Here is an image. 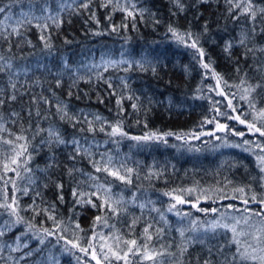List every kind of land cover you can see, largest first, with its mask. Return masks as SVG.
<instances>
[{"label": "trees", "instance_id": "trees-1", "mask_svg": "<svg viewBox=\"0 0 264 264\" xmlns=\"http://www.w3.org/2000/svg\"><path fill=\"white\" fill-rule=\"evenodd\" d=\"M82 3H88V8L81 7ZM180 3L183 11L174 0H0V6L11 4L0 14V67L4 69L0 71V98L6 100L0 108L6 131L0 137L28 145L17 168L8 159L15 154L12 145L0 141V203H11L13 197L17 201L15 215L0 209V231L4 233L0 236V264H96L93 251L101 264H124L101 245L116 248L115 236L122 238L119 249L127 248L124 239L143 242L140 237L149 224L150 243L166 253L158 257L166 264L177 259L196 264L197 257L202 261L209 255L215 264H231L237 245L224 224L235 225L237 233L248 232L247 236L236 235L241 251L249 244L257 245L252 236L258 234L261 217L236 209L248 207L256 212L264 208L259 203L250 201L246 206L241 202L253 193L264 198V173L257 160L264 156L257 147L264 145V137L228 115L243 113L241 118L251 121L255 110L240 99L243 88L264 85V52L259 51L264 47V15L258 11L264 0H253L257 9L254 36L248 17L239 15V9L229 15L226 0ZM6 15L11 19L6 20ZM237 15L239 19H234ZM19 20L24 23L17 25ZM169 26L198 37V46L205 51L203 59H210L212 69L222 77L220 88L227 99L217 95L199 54L187 46L192 41L185 37L187 44L180 42ZM13 27L18 34L12 32ZM242 33L249 34L246 46L239 44ZM229 41L231 55L225 51ZM247 47L253 51L245 58ZM121 61H139L144 70L135 64L129 68ZM241 79L247 84L241 85ZM11 84L16 85L15 90ZM13 93L17 99L7 100ZM251 98L257 109L264 107V87L252 92ZM229 99L236 112L228 107ZM59 109L73 119H61ZM12 112L19 115L11 116ZM117 122L127 136L108 134ZM217 122L227 129L218 131ZM50 131L66 143L57 144ZM9 132L22 134L27 141H15ZM150 132L163 138H129ZM168 132L173 135H163ZM209 132L214 135L203 134ZM6 162L16 171L5 173ZM105 167L118 170L131 183L109 175L103 171ZM101 184L110 186L113 201L122 197L115 205L121 209L118 216L82 202L91 198L99 205L101 200L87 194L96 192ZM241 187L247 195L237 191ZM97 194L105 195L103 189ZM174 196L185 203L177 204ZM173 204L175 208L169 211ZM98 215L107 217V223L94 224ZM249 216L245 223L243 217ZM133 219L137 223L131 226ZM217 221L213 230L211 225ZM157 228L163 231L157 234ZM93 235L94 240L90 239ZM184 246L187 252L180 257ZM81 247L88 248V253ZM106 253L107 261L103 258ZM129 260L136 264L140 257L130 254Z\"/></svg>", "mask_w": 264, "mask_h": 264}, {"label": "snow or ice", "instance_id": "snow-or-ice-1", "mask_svg": "<svg viewBox=\"0 0 264 264\" xmlns=\"http://www.w3.org/2000/svg\"><path fill=\"white\" fill-rule=\"evenodd\" d=\"M16 2H18V0H16ZM109 2H112V0H109ZM174 2L176 3V6L178 8H180L181 11H183L184 5L180 3V0H174ZM199 3H208L209 0H198ZM118 3V0H117ZM226 3L228 5H230V7L228 8V12L229 15H231L235 10L239 9V15H244L248 17L249 22L252 23V29H251V33L254 36L256 33V21H257V9L256 6L253 3V0H226ZM106 6V5H105ZM11 7V4H5L3 6H0V14H4L6 13V10L8 8ZM81 7L83 8H88V3H82ZM133 7H135V5H133ZM122 11L125 9H121ZM258 11L264 15V7L259 8ZM127 14L129 16H132V12L128 11ZM175 15V13H173ZM239 15L234 16V19H239ZM51 18V17H50ZM6 20H10L11 17L9 16H5ZM133 19H135L133 17ZM24 23L23 20H19L17 21V25H20ZM27 23H32L31 20H28ZM126 27V26H125ZM133 27H135V24H133ZM206 27V26H205ZM12 32L13 33H17L18 34V28L17 27H13L12 28ZM169 32H171L174 36H176L178 38V40L182 43L187 44V40L185 39V37H187L188 40H191V44H187L188 47H192L196 50V52L199 54V57L201 58V60L199 61L201 63V66L207 70L210 71L212 73V75L216 78L217 84H216V89H219L217 91V95L220 96H224L227 99V95L225 94V92L220 89V82L222 80V77L220 75H218L213 69H212V62L211 60H207L205 61L203 58L205 57V51L203 49V47L198 46V37L194 38L192 33L189 31L185 34H181L177 29L172 28L171 26H169ZM261 32L264 33V28H261ZM7 38V37H5ZM249 39V34L248 33H242L241 37L239 39V44L240 45H245L246 46V41ZM232 43L229 41L226 45H225V51L229 53V55H231V48H232ZM10 50V49H9ZM253 49L251 47H247V51L244 53L245 58H247V53L252 52ZM259 51L264 52V47L260 48ZM0 60H3V57H0ZM121 63H125L128 65L129 68H131L133 66V64L139 66L142 70H144V65L142 63H140L139 61H121ZM8 67L10 68L11 65L9 64ZM3 67H0V71H3ZM127 70V69H125ZM153 72H155V68L152 69ZM240 69L239 67H237V72H239ZM225 84H227V81H224ZM241 85L247 84V81H245L244 79H241L240 81ZM109 87H111V85H109ZM236 87H240V85H236ZM264 87V85H261L260 83H256V84H247L246 87L243 88V92L244 94L241 95L240 99L241 100H246L248 102L249 108L250 109H254L255 112L253 114L252 120L249 121L247 119H242L241 115H243V113L241 115H228V119H234L236 121H238L240 124L245 125L248 130L250 132H254V133H258L260 137H264V107H261L259 109L256 108V102L254 99L251 98V93L255 92L256 89ZM11 88L13 90H15L16 85L15 84H11ZM212 90V89H210ZM3 90L0 89V94H2ZM235 96V94L233 93V97ZM17 99L16 95L13 93L12 95H10L9 97H7V100L9 101H15ZM129 99H131V97H129ZM138 99V97H137ZM6 100L3 98H0V108H3V106L5 105ZM117 103L119 104L120 101L118 100ZM219 103V102H217ZM132 107L135 109L137 108V105L135 103L132 104ZM228 107L232 108L233 112H236V107L233 105L232 100L229 99L228 100ZM59 111H61L63 114L61 115V119H64L65 117H68L69 119H73V117H70L68 112L63 110V109H59ZM218 111V110H217ZM221 115H227L226 113H220ZM11 116H18L19 113L16 112H12L10 113ZM29 115H31V113H29ZM37 115H40L39 112H37ZM78 119V118H76ZM96 119H100V117H96ZM4 120V117L2 114H0V132L6 131L4 124L2 123V121ZM209 123L211 121H208ZM258 122H262L259 123ZM89 123H91V121H89ZM227 125L225 124H220V123H216V129L218 131H224L225 129H227ZM91 130V129H90ZM101 131H104L103 128L100 129ZM110 136H116V135H120V136H127L128 134L124 131H122L121 127H120V122H117L116 126H112L111 127V132L108 133ZM204 135H214V133H203ZM10 136H15V141H27V137L22 135V134H14L9 132ZM164 136H171L173 135V133L168 132L163 134ZM233 135H239V136H243L244 133L243 132H233ZM49 136H54L55 137V142L57 144H64L66 143L63 139H61L59 137L58 133H54L52 131L49 132ZM132 140H136V141H147V140H151L153 138L156 139H162V136H159L157 133L154 132H150V133H145L144 136H131L129 137ZM180 137L177 136V139H179ZM198 138V137H197ZM0 141H2L5 144H9L12 145L13 147V152L15 153L13 156L9 157V162L13 165H16L17 168L20 167V157L27 152V143L24 144H17L15 143L13 140H8V139H3L2 137H0ZM73 143H78L76 141H74ZM245 144H248L249 141H244ZM257 147H259L261 152H264V145H257ZM16 149H19V151H16ZM77 152L80 151L79 147H77L76 149ZM86 151V150H85ZM28 159H31V154H29ZM111 158H109V162H110ZM257 160H258V165L260 167V171L261 173H264V156H257ZM9 162H6L3 164V168L5 173L9 172V171H16V169L14 168H10L9 167ZM28 171H30V169H27ZM71 172V170H69ZM96 171H101V168L96 167ZM103 171L107 172L109 175L115 176L117 179L127 182V183H131V180L126 177V176H121L119 174V171H109V169L107 167H105L103 169ZM129 173H131L133 170L132 169H128L127 170ZM17 175H19V172L16 173ZM93 179H96L95 177H93ZM262 180H264V177L261 178ZM8 181H5V184H7ZM59 186V185H58ZM262 187H264V184L261 185ZM103 189L104 190V197L99 196L97 193ZM237 191L241 192V193H245V189L243 187L237 189ZM24 192H27V189H24ZM74 195H76V192L74 191L73 193ZM85 195V193H80V196L83 197ZM89 197L91 196H95L97 200H101V203L99 205H97L91 198L87 199V200H83L82 202L85 204H91L92 207L94 208H100L102 210H106L107 212H110L114 215H119L121 209L116 207L115 205H119L122 201V197L116 199L115 201H113V196L111 194V188L110 186L106 187L105 185L101 184L97 187V191L96 192H92V193H88L87 194ZM245 195H247L245 193ZM61 199H63V197L61 196ZM173 199L176 201L177 204H183L185 203V201L183 199H181L179 196H174ZM7 201V198H6ZM254 202V203H259L261 205H264V198H257V194L253 193L250 197V199H244L241 202L244 205H248L249 203ZM17 203L16 199L13 197L11 200V203L8 202H4V203H0V209H6V210H10L8 212V214L11 215H15L16 214V207H14L13 205H15ZM175 204L171 205L169 207V211L172 210V208H175ZM141 208L144 207V205H140ZM193 207H196L195 204H193ZM229 208L234 207L233 205H229ZM155 211H159L158 209H154ZM198 211H204L207 212L208 210L206 209H197ZM237 211H244V212H250L251 215H255L258 217H261V227H259L257 229V233L253 236V239L256 240L258 243L257 245L254 247L253 245L249 244L246 248H244L243 251H241L239 244L240 241L236 239V235H244V233H237V229L235 225H232L231 227L227 224L222 225V227H224L225 229H229L232 233H233V237H232V243H235L237 245L236 251L235 253H233L232 255V260H231V264H246V262H250V264H257V262H259V264H264V208H262L260 211H256L253 212L251 209H249L248 207H245L244 209H236ZM212 212H216L217 209H212ZM179 214V213H177ZM187 215V214H185ZM50 219H54L53 217H49ZM19 219V218H18ZM161 219H164L163 216H161ZM236 219V224L240 223V219L238 218H234ZM244 222L247 223L248 220L250 219L249 217H243ZM101 220H104L105 223H107V217H102L100 215L96 216L94 224L100 222ZM137 223V219H133L131 222V226H134ZM219 222L217 221L216 223H213L211 225L212 229L214 230L216 225ZM193 224H195V221H193ZM9 227H11V225H8ZM130 226V227H131ZM77 228H79V224L76 225ZM114 227V225H113ZM150 228H152V225L149 224L147 226H145L143 228L142 231V235L140 237V239L143 242H139L137 239H124L122 242L127 245L126 249H119L118 245L121 242V237L120 236H115L114 240L117 244L116 248H113L112 245H101V249L103 250L104 247H107V251L108 253H111V257L114 258L116 261H124V264H133V262L131 260H129V256L131 254V256L133 257H140V260L136 262V264H143L144 261H150L151 264H166L165 261L163 260H158V257H163L166 253L164 251H160L157 250L150 242L153 240V235L152 233L149 231ZM44 231L46 233H48L49 235H52L53 233L51 231H49L48 229H44ZM163 231V229L157 228L156 232L157 234L161 233ZM4 233L2 231H0V236H2ZM180 234L181 236L184 235V231L183 229H180ZM63 238V237H61ZM96 236L93 235L92 237H90V239H95ZM102 239L107 240L108 238H112V237H101ZM41 243H43V240H41ZM69 243H71L69 241ZM73 247H77L78 245L73 243L72 244ZM88 247H92V245L90 244ZM248 248H251L252 251L249 252ZM82 252H84L85 254L88 253V248L86 247H81L80 249ZM209 253H211V249L208 250ZM221 251H223V249H221ZM187 252V247L184 246L180 249V257H183L184 254ZM257 253H260L259 255H257ZM170 256H175V253H167ZM104 260H109L110 257L109 255L106 253L104 255ZM92 259L96 260V264H101V261L99 259H97V254L95 251H93L92 253ZM173 264H185V261L183 259H177L173 262ZM187 264H191V261L189 260L187 262ZM196 264H215V262L213 261V259L211 258V255H209L208 257L204 258L202 261L199 257L196 258Z\"/></svg>", "mask_w": 264, "mask_h": 264}, {"label": "rangeland", "instance_id": "rangeland-1", "mask_svg": "<svg viewBox=\"0 0 264 264\" xmlns=\"http://www.w3.org/2000/svg\"><path fill=\"white\" fill-rule=\"evenodd\" d=\"M206 72H207V76L208 77H210L211 79H212V81H213V84H214V86H215V88H216V84H217V81H216V78L212 75V73L210 72V71H207L206 70ZM221 89V88H220ZM219 89H217V91H218ZM245 230V229H244ZM244 234H245V236H247V234H248V232L247 231H244ZM253 237V236H252Z\"/></svg>", "mask_w": 264, "mask_h": 264}]
</instances>
